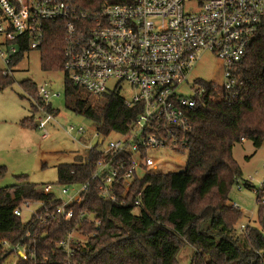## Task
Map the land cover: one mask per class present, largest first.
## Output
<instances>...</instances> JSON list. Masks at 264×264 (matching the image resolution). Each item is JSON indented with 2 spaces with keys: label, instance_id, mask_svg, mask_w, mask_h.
<instances>
[{
  "label": "built area",
  "instance_id": "built-area-1",
  "mask_svg": "<svg viewBox=\"0 0 264 264\" xmlns=\"http://www.w3.org/2000/svg\"><path fill=\"white\" fill-rule=\"evenodd\" d=\"M50 22L64 30L62 72L66 80L103 103L112 79L136 91L132 102L122 97L127 108L137 110L127 134L113 138L114 134L104 136L95 130L88 144L87 129L69 128L87 145L82 156L84 163L91 162L87 181L62 184L60 196L47 185L42 192L52 196L50 203L25 200L14 210L21 220L24 210L31 215L23 224L34 219L42 224L76 220V229L59 244L70 264L75 244L84 243L77 234L79 224L86 220L102 224L94 214L77 216L74 209L84 203L91 189L98 190L104 200L124 204L140 173H157L166 165L151 156L153 151L188 152L200 102L214 99L201 80L191 84V73L206 56L218 63L213 79L206 82L219 86L221 101L231 105L243 100L245 82L238 69L254 42L264 35V0H0L4 76L14 77L16 60L41 49ZM57 96L47 86L39 88L37 111L42 115L35 125L44 132V139L49 136L48 125L59 115L50 104ZM89 104L81 108L96 106ZM93 154L98 156L92 162ZM32 203L39 209L33 210ZM231 207L240 210L236 203ZM1 244L0 264L35 259L26 244L12 246L5 240Z\"/></svg>",
  "mask_w": 264,
  "mask_h": 264
},
{
  "label": "trees",
  "instance_id": "trees-1",
  "mask_svg": "<svg viewBox=\"0 0 264 264\" xmlns=\"http://www.w3.org/2000/svg\"><path fill=\"white\" fill-rule=\"evenodd\" d=\"M45 28L42 68L63 71L64 30L54 22ZM23 59L19 57L15 65ZM238 74L245 82L243 100L231 105L221 101L217 84L200 82L214 99L201 100L194 116L185 170L145 174L137 179L124 204L104 200L95 188L87 193L84 203L74 208L76 214H94L102 224L95 226L87 220L79 224L77 234L84 243L75 244L70 264H177L184 245L195 250L191 264H264V186L257 192L258 227L238 228L243 214L230 201V192L243 175L233 156L234 147L244 141L253 142L256 149L264 144V35L250 48ZM13 83L14 77L0 70V91ZM21 86L32 99L36 91L40 101L35 83L25 81ZM105 97L104 104L90 107L83 115L104 136L127 134L135 122L136 108H127L117 92ZM31 122L27 118L23 125ZM97 156L93 154L92 162ZM90 163L79 158L59 165L60 183L87 181ZM5 175L6 168L0 166V180ZM18 182L0 188V251L4 240L12 246L26 244L35 259L19 264H67V254L59 244L76 229V220L42 224L34 219L23 224L14 216L23 201L50 203L52 196L39 191L26 177H19ZM247 186L252 188L248 182Z\"/></svg>",
  "mask_w": 264,
  "mask_h": 264
},
{
  "label": "rangeland",
  "instance_id": "rangeland-1",
  "mask_svg": "<svg viewBox=\"0 0 264 264\" xmlns=\"http://www.w3.org/2000/svg\"><path fill=\"white\" fill-rule=\"evenodd\" d=\"M217 68L218 63L206 56L191 73L190 78L193 80L191 84L194 85L196 79L204 82L213 79ZM3 69L4 63L0 58V70ZM25 81L35 83L38 88L47 86L52 92L60 94L50 100L54 113L59 115L55 123L48 125L49 136L45 139L42 138L44 132L35 126L36 119L42 115L36 110L40 101L37 100L36 91L33 92L32 99L23 90L21 83ZM107 88L109 94L119 92L121 97L130 102L136 95L133 87L117 79H112ZM84 92L71 80H66L62 71L44 70L40 50H32L25 55L23 61L16 67L14 83L0 91V166L6 168V175L0 180V188L13 187L19 183V177H26L28 182L36 185L41 192L45 186L52 185L57 195L62 193L64 186L60 183L57 167L72 164L79 156L84 157L87 152V145L78 141L69 128L87 129L89 144L95 127L93 122L83 115L86 108L81 106L88 105L89 101L91 105L95 104L97 107L104 104L103 100L90 95H87L89 96L87 99ZM27 118L32 119L28 126L23 125ZM115 136L114 134L112 137ZM151 156L160 162H167L156 170L157 173L180 172L185 170L189 163L188 152L179 153L163 149L153 151ZM233 156L243 173L240 182L236 183L230 192L231 204H238L243 214L237 227L240 228L242 225L258 227L257 192L264 186V144L260 149H256L253 142L244 141L234 147ZM144 176L140 173L141 178ZM247 182L252 188L247 186ZM31 208L39 209L33 203ZM30 218L29 212L24 210L22 221L28 222ZM194 254L193 247L182 246L177 264H191Z\"/></svg>",
  "mask_w": 264,
  "mask_h": 264
},
{
  "label": "crops",
  "instance_id": "crops-1",
  "mask_svg": "<svg viewBox=\"0 0 264 264\" xmlns=\"http://www.w3.org/2000/svg\"><path fill=\"white\" fill-rule=\"evenodd\" d=\"M84 95L86 96L87 99L89 98V96H87L86 93H84ZM84 95H83V96H84ZM79 158H82V157L79 156ZM79 158H77V159H79Z\"/></svg>",
  "mask_w": 264,
  "mask_h": 264
},
{
  "label": "water",
  "instance_id": "water-1",
  "mask_svg": "<svg viewBox=\"0 0 264 264\" xmlns=\"http://www.w3.org/2000/svg\"><path fill=\"white\" fill-rule=\"evenodd\" d=\"M37 126V125H36Z\"/></svg>",
  "mask_w": 264,
  "mask_h": 264
}]
</instances>
